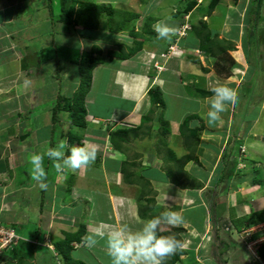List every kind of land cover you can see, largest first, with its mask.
<instances>
[{
  "label": "crops",
  "instance_id": "1",
  "mask_svg": "<svg viewBox=\"0 0 264 264\" xmlns=\"http://www.w3.org/2000/svg\"><path fill=\"white\" fill-rule=\"evenodd\" d=\"M89 1L109 4L114 7L113 4L117 0ZM186 1L120 0L119 2L123 4L122 7H114L115 9L136 12L138 15L126 20L125 29L119 31L110 30L105 22L106 17L102 16L98 27H101L100 24L103 20L107 26L100 28L104 34L102 38H98L101 41H98L97 37L90 39L85 30L79 29L75 32L73 28H70L69 31H65L61 24L60 29L64 35L75 32L76 38L87 37V40H91L92 44L99 47L100 44H117V39L120 43V41H129L128 38L131 37L129 33L124 34L121 40L119 34L122 31H127V27H134L135 30L141 29L148 16L153 17L150 23L151 28L154 23L164 21L177 29L181 22V16L174 12L177 8L184 7ZM252 1L256 3L257 0ZM211 2L212 0H200L185 13L184 17H190L188 19L192 23L204 20L212 33L218 34L217 36L220 38L223 36L227 40H235L237 45H240L244 36L240 32L236 34V31L233 36V28H236L241 22V16L239 17L238 14H241L243 9L239 8L240 4H234L235 6L232 7L226 0H216L214 8L208 12ZM262 4H264V0H261L258 16L255 14L256 11L254 12L255 25L259 22ZM2 11H4V7H0V12ZM47 15H50L49 12ZM262 16L264 18V14ZM9 20L10 18L0 19V24L1 22L8 24L10 23ZM247 30V38L252 41L249 37V32L252 30ZM110 33L114 34V37H107ZM252 34L253 38V31ZM3 35L7 41L5 43L0 42V222L13 226L20 239L12 249L0 254V264H67L55 250L54 242L63 237V231H74L81 223L86 227L85 236L101 229L106 232L110 231L119 224H127L132 230H137L141 226V222L147 220L138 215L136 200L140 194L135 196V194L131 195L124 190L138 187L139 184L141 187L147 184L146 186L149 188L151 186V189L156 191L152 212H161L162 205H166L168 211L182 213L184 218V222L181 224L183 230L181 229V236L178 234L179 232L177 235L182 244L180 248L183 249V253L178 256L174 264H256L253 260L254 254L261 255L258 249L261 245L264 246V219L257 220L260 216H264V152L262 149L264 144V89L262 96L258 98L257 112L252 118H249L247 129L244 128L245 122L242 116L236 123L237 127H234L237 131L236 136H233L232 139L234 144L231 143L227 149L219 152L223 147V142L228 140L227 132L229 130L227 128H229L228 123L232 122H229L232 115L229 118L224 117L226 118L224 128H226L224 131L220 130L221 133H217V136L213 129L207 128V126L203 128L200 136L202 142L199 143L201 147L200 163L189 160L186 164H191V175L193 176L195 173L197 178H194L198 179L197 183L202 182L204 185L190 187L186 184L181 187L167 179L163 164H169V161L163 155L166 150L161 147L159 142L160 132L158 137L155 136L159 129V122L153 118L152 121L145 123V125L151 124L147 134L142 133V130L146 129L143 127L140 130V135L130 137L128 141L123 142L125 147L123 151L113 148L111 152L114 153L110 156L105 155L102 162L98 163V165H102V171L111 176L110 180L113 181V177H120V182L119 185L115 184L118 185V189L114 188V190L106 187L96 189L89 185L85 199L88 206L87 213L83 205L80 208L78 206L73 207V205H63L64 200L70 196L67 188L68 181H70L67 178L68 174L59 181V188L55 189L56 191H51V189H40L39 182L32 177V169L28 172L31 165L28 158L36 150V142L43 140L44 136L41 139L38 138L37 131L35 132L32 128L25 135L26 129L21 127L20 122L14 121L13 117L14 115L19 116L18 111L22 105L20 103L22 99L19 97L20 90L18 89L20 86L16 78L19 77L21 69L29 67V58L24 52L27 47L26 43L22 41L24 44L21 48L19 43L14 40L13 33L9 34L8 30H3L0 32V40ZM114 38L116 42H114ZM170 45L174 48L172 55L166 54L165 51ZM196 46L197 39L189 32L181 37L172 36L170 40L157 37L155 41H144L142 48L131 57L108 59L102 71L100 68L104 66V63L97 64L92 70L90 88L85 96L86 115L115 119L123 127L137 126L141 116L146 114L150 107L147 89L152 85H158L165 101L163 118L168 122L170 129V133L166 137L167 145L172 147L171 149L174 151L179 147L181 149L182 145L179 144L180 136L178 135L179 123L185 115L190 113L202 115V117L199 116L194 120L196 124L202 122L203 117L206 119L208 111L206 98L212 95L204 97L190 95L186 86L210 90L211 81L215 80L217 83L220 81L235 90L239 79L235 67L227 77L210 73L212 67L208 64H202L208 68L206 71L201 70V74L196 73L193 68L194 65L191 64L192 61L188 57H184L186 52L189 55L190 51H198ZM241 46L243 45L241 44ZM249 46L248 54L252 48ZM100 49L104 51L101 47ZM243 53L242 48L237 51L236 64L242 62ZM208 57L206 56V59L210 61ZM247 62H249L248 58L246 59ZM156 65L160 68H157ZM238 67L237 65L236 68ZM99 69L98 76L102 77L100 80L96 77V70ZM96 79L98 81L97 87L103 94L107 95V99L104 101L99 102L96 95H92ZM254 80L252 82H256V78ZM263 80L264 77L260 79L259 84H256L261 87L264 84ZM247 85L248 79L238 85L241 87L240 94L242 88ZM11 88L12 93L10 94L9 89ZM13 90H15L14 93ZM245 92V95L243 92L242 96L248 97L247 94H250V91L249 93L248 91ZM166 97L171 100V109L170 107L169 109L172 113L170 114H167L168 102H166ZM193 100L197 103L196 108L187 110L186 104ZM244 100L246 101V99ZM183 109L186 110V113L181 115ZM159 110L160 108L155 111V114ZM8 111H10L11 117L7 118L5 113ZM222 120L223 116H221L220 121L215 123V126L223 124ZM111 125L112 121H109L108 126ZM102 126L100 123L93 127L90 125L89 133L82 138L84 143H91L95 149L100 151H104L106 146L107 137L105 139L103 135L109 134ZM239 132L243 136L241 139L238 136ZM22 135L24 136L21 137ZM108 139L110 141V137ZM26 140L27 144H24L22 141L25 142ZM170 142L175 145L172 146ZM212 143H215L214 148ZM240 144L245 147L244 158L246 159L242 161L244 164H240L238 160L239 155H241ZM157 147L160 154L157 153ZM208 150L211 154L206 161L208 166H205L207 158L205 154ZM258 157L263 159L260 161ZM123 161L131 162L129 166L127 164L125 167L133 173L132 178L135 181L132 183H126L122 179L120 168ZM184 169L186 170L185 167ZM217 169L220 172L215 174ZM186 171L188 176L192 177L189 175V170ZM82 174L76 175L75 178L70 176L71 180L75 179V181L73 180L75 186L70 185L74 188L72 192L77 191V194L81 191L82 186L78 184L83 183ZM87 180L93 182L95 179ZM147 180L149 183H146ZM45 182L47 183V181ZM200 186L209 188L210 196L207 195L203 198V195L198 191L202 188ZM221 198H224L223 201L219 200ZM101 203L106 208L104 214L100 213ZM133 209L135 216L132 214ZM83 212L87 213L84 220L82 219ZM122 216L123 218L119 220L120 222L122 220V223L116 224L118 217ZM252 218L256 219V222H250ZM175 226L179 227L178 225ZM170 227V224L165 226V228ZM80 242V245L73 247L71 254L78 247L85 248L77 256L72 254L73 258L87 264H111L104 240L98 238L97 244L92 248L82 244L83 240ZM256 244H258L257 248ZM262 258L264 259V257Z\"/></svg>",
  "mask_w": 264,
  "mask_h": 264
},
{
  "label": "rangeland",
  "instance_id": "2",
  "mask_svg": "<svg viewBox=\"0 0 264 264\" xmlns=\"http://www.w3.org/2000/svg\"><path fill=\"white\" fill-rule=\"evenodd\" d=\"M47 1L48 0H0V7H4V11L0 12V19L3 20L4 18L5 19L10 18V20H9L10 23H8V24L1 22L0 32H3V30H8L9 34L13 33L14 40L19 43V46L21 48L23 47V44L26 43L27 48L24 49V52L27 55V57L29 58V61H28L29 67L25 68V69H21L20 73H19V77L16 78V80H17V82H19V86H20V87H18V89L20 90V94H19L20 96L19 97H20V99H22V102H20L22 105L20 104L21 108L18 111L19 116L16 117L14 115L13 118H14V121H17L18 123L20 122L21 127H24L26 130L32 128L35 132L37 131L38 138L41 139V137L44 136L43 140H38L36 142V147H35L36 150L35 151H40V152H43L49 146V139L48 138L50 137V134H49L50 131L49 130L51 129V127H50V124H51L50 123V115H51V107L55 101V96H56L57 92L63 93L66 96L72 95L73 91L76 89V86L78 84V72L76 69L77 61L87 60V56H88L89 49H90L89 47L93 43L91 40L90 41L87 40L88 39L87 37L76 38V36H77L75 33L76 30H78V31H79V29L85 30L86 35H88L90 39L95 38V37H97V39H98L99 37L102 38L104 36V34L100 28L107 26L105 24L106 21L104 22V20H103L100 24L101 25L100 28L98 27V29H96V30L95 29H88L87 27L82 26L83 24H82L81 18L78 17L77 15L76 16L74 15L71 28H73L75 32L64 35V33L61 32V29H60L61 23L55 20V16L59 12V6H60L61 0H50V5L52 8V16L47 15V12H49V9L47 7ZM119 1L120 0H117L116 3L113 4L114 7H117V8L122 7L123 4H121V2H119ZM226 1L230 5H232V7L235 6L234 4H237V5L240 4L239 8L243 9L242 13L238 14L239 17L241 16V22H239L240 24H238V26H236V28L235 27L233 28V36L235 35V31H236V34L238 32H240L242 34V36H244V39L241 42V44L243 46H241V44L237 45L238 43H236L235 40L234 41H232L230 39L227 40V38L225 39V37H223V36L221 37L227 41V43H224V44H225V46H227V45L229 46V48L227 49V52L233 58L234 62H235L237 51L240 48H242L244 50V53H243L244 61L242 59V62H239V64H236V62H235L233 64V66L231 67V72H232L233 68L235 67L236 75H237V77H239L238 83H237L236 88H235L237 96H239V94H240L239 91L241 89V87L238 85H240L242 81H246L247 79H248V85L244 86L242 88L241 94H240L241 98L239 97L237 99L236 104L234 106L228 107L227 110L221 114V116H223V120H222L223 124H219V125L215 126V123H214L212 126H209L207 123V119H205V117L202 118L203 128H205V126H207V128L213 129V132L217 136V133H221L220 130L224 131V129L226 128V127L224 128V125L226 122V118H224V117L227 116V118H229L232 115L230 117V121H229V122H231V121L232 122L228 123L229 128H227L229 130L227 132V134L229 135L228 140L226 139L223 142V144H222L223 147L219 152H222L224 149H227L229 147V145L231 146V143H233L232 142L233 136H236V134H237L236 133L237 131H236V129H234V127H237L236 123L238 122V119L242 116H243V120L245 122L244 128H245V130L247 129L249 118H252L257 112L258 98L262 96V91L264 89V87H263L264 84H262L261 87H259L257 85L262 81V80L260 81V79L264 77V18L262 16L264 14V4H262V7L260 9L259 22H258V24L255 25L254 20H253V16H254V12H255L256 3H254V1H252V0H226ZM78 6L79 5L75 2L74 9L77 10ZM213 8H214V6L211 7L210 9H208V12L211 11ZM103 16L105 17V15H103ZM188 18H190V17H186L187 22L192 23ZM251 18H252V21H251ZM50 19L52 22L49 21ZM50 27H51V29H50ZM125 27H126V25H125ZM124 29H122V30H124ZM128 29H129V27L126 28L127 31H128ZM247 29H251L254 32V36L252 38V41L248 40V38H247V35H246L248 33ZM127 31H122L121 34H119L121 40L124 37V34L129 33ZM138 31L140 32L141 29L139 28ZM4 34H5V32H4ZM176 36L180 37L178 33L176 34ZM107 37L112 38V37H114V34L110 33V35ZM218 38H220V37L218 36ZM128 39H129V41H126V43L131 42V37ZM6 41H7V38H5V35H3V38L0 40V42L5 43ZM98 41H101V40L98 39ZM117 41H118L117 44H113V43H111L109 45L108 44L107 45L100 44V47L102 49H104V51H101V54L102 55L105 54L107 49H116V47L120 44L119 39H117ZM114 42H116L115 38H114ZM120 42H122V41H120ZM236 45H237V47H236ZM248 45L252 46L249 54H248ZM168 53H169V55H172V54H174V51H171L169 49V51L166 54H168ZM187 54L188 53L186 52L184 57H188V59H190L192 61L191 64L194 65L193 68H194V71L196 73L198 72L201 74V72H202L201 70L206 71L208 69V68H203L202 64H206V65L208 64V66L212 67L211 63L213 61V58L208 57V58H210V61H208L206 59L205 54L202 51H200L199 49H198V51H194V52L190 51L189 55H187ZM180 55L183 56V54H180ZM55 57L59 58V64L62 68L61 71L59 72L60 80L57 77L58 71L56 70V64L54 62ZM104 57H105V59L103 61L104 66H101V68H100L101 71L104 70V67L107 64V60H108V58L106 56H104ZM247 58H248L249 62L246 63ZM239 59H240V57H239ZM201 60H203V63H201ZM26 62H27V59H26ZM237 65L240 68L239 67L236 68ZM189 68H191V67H189ZM100 69L96 70V77L98 78V80H100L102 78L101 76H98ZM191 70L193 71L192 68H191ZM210 73L218 75L215 72V70L213 69V67H212V70H210ZM254 78H256V82H252L254 80ZM211 82H212V86L217 83L215 80H212ZM97 83H98V81L96 79L95 80V87L92 90V93H93L92 95H96L97 100L99 102L104 101L105 99H107V95L103 94V92L97 87ZM218 83H221V82L219 81ZM263 83H264V80H263ZM245 91H248V93L250 91V94H247V95H249L248 97L242 96L243 92L245 95V93H246ZM14 92H15V90H13V93ZM9 93L10 94L12 93V88L9 89ZM244 99H246V101ZM247 101H250V102L248 103ZM166 102H168V104H167V106H168L167 112L168 113L167 114H170V113H172V111H170L171 100L168 99V97H166ZM196 104H197L196 101L193 100L190 103L186 104L185 108L187 110L188 109L193 110L196 108ZM169 107H170V109H169ZM181 111H182L181 115L186 113L185 112L186 110H184V109ZM9 112L10 111L5 113V116L7 118L11 117V113H9ZM59 116L61 118L62 125H60L57 130L59 131V130L63 129L64 131L65 130L66 131H65V135L63 137H60L58 135L57 142L55 143V145L53 147H55L61 141H66L67 145H69V142H68L69 141V138H68L69 132H71L72 134L74 133L76 135H79L81 137V141H82V138H84V136H86L89 133L90 125L93 127L94 125H97L99 123L102 124L103 129L104 130L106 129L105 131H107V133H109L108 135L107 134L103 135V136H105V139H106V137H107V139L110 137L111 131L118 129L121 126L123 127V125H121L120 122H118V120H115V119L111 120L110 118L99 117V116L93 117V116H89V115H85V122H86L85 126L79 127V126H74L70 122H68L69 112L61 111ZM199 116L202 117L201 114ZM109 121H112V125L110 127L108 126ZM194 124H196V123H194ZM243 125H244V123H243ZM49 127H50V129H49ZM203 128L201 129V131L198 132L199 133V141L196 144V146L199 147L200 149H198V151L194 152V154L197 155V158H198V162L193 161L195 163H200L199 153H200L201 147L199 146V143L202 142L200 136L202 134ZM105 131H104V133H105ZM158 133H159V129H158V132L156 133L155 136L158 137L159 136ZM178 135L180 136L179 144L182 146H181V149L179 147L174 152L176 153L177 156H180V155H182V152L185 149H183L184 147H183L181 135L179 133H178ZM31 136H33V135L31 134ZM238 136L240 137V139L243 138V136H241L240 132H239ZM107 139L105 142V145H106L105 150L106 151L105 150L100 151V150L96 149L97 154H96L95 160L92 161L89 165L82 166L81 168L76 169V170L65 168L61 172H57L52 161L49 160L47 157H45L44 167H45V170L47 173L45 181H47V184H48L47 189H51V191L59 188V186H60L59 181H61L64 177H66L67 174H68L67 178H69L70 182H72V184H70V185L75 186V182L73 183V180L75 181V179L71 180L69 175L71 174L70 176L75 178L76 175L80 176L83 173L82 174L83 183L81 182L78 184L79 186H82L80 188L81 191H79L80 194L79 193L77 194V191L72 192L74 190V188H72L73 186L69 185L68 191H69L70 196L64 200V203H63L64 206L65 205H69V206L73 205V207L78 206V208H80V206L83 205L84 210L87 211L88 206H87V202L85 201V199H86V195H87L86 190L89 189L88 188V187H90L89 185H91L92 187H95L96 189L97 188L98 189L103 188V187L110 188L113 190H114V188L118 189L117 186L119 185L118 183L120 182V177L119 178L113 177V181L110 180L111 176H108L105 172L102 171V165L101 164L98 165V163L102 162V159H104L105 155L110 156L114 153V152H111V149H113L111 141H109V139L108 140ZM22 142L24 144L25 143L27 144V140L25 142L24 141H22ZM83 143L84 142L82 141V144ZM203 143H205V142L203 141ZM166 144H167V141H166ZM170 144L172 146L175 145L173 142H170ZM201 145H202V143H201ZM240 145L243 146L242 144H240ZM240 145H239V148L241 150V155H239L238 160L240 161V164H244L242 161L244 159H246V158H244L245 150L242 149ZM161 147L163 149H166V147L164 145H162ZM167 147L172 148V147H169L168 145H167ZM212 147L213 148L215 147V143L214 144L212 143ZM158 149L159 148L157 147V153L160 154V151ZM262 149L264 152V144H263ZM131 150H133V149H131ZM185 151L183 153H185ZM104 152H105V154H104ZM109 153H111V154H109ZM210 154L211 153L209 150L205 154V157L207 156V158L205 160V166H208V162H206V161H207L208 157L210 156ZM163 155H164V157H166V155H167L166 152ZM215 156H214V158H215ZM259 159L261 161L263 158L261 157ZM225 161H226V159H225ZM202 164H204L203 161H202ZM169 165H170V163L169 164L164 163L163 168L164 167L167 168ZM183 167H185L186 170H189V172H190L189 175L192 176L191 175L192 174L191 164L185 163V165ZM31 169H32V166L30 165V169H28V172H30ZM219 172L220 171H218V169H217L215 174L216 173L218 174ZM186 176H188V174ZM194 177L197 178L195 173L192 177L188 176V177H185L184 179L182 178L183 184H187L190 187L191 186L194 187L197 185H204V183H202V182L197 183L198 179H195ZM87 179H95V180L93 182H91V180L89 181ZM115 184H118V185H115ZM146 185L147 184H145L144 187H141L139 184L138 187L126 189L124 191H126L127 193H129L131 195L135 194V196H137L142 191H144V192H146L144 195H146L147 197L153 196L155 198L156 191L153 188L151 189V186L149 188ZM216 187H218V185H216ZM200 188L201 189H199L198 191L200 194L203 195V198H205L207 195L210 196L211 193H208L209 188L206 189L203 186H200ZM83 194H84V196H81ZM72 195H74V196L72 197ZM223 199L224 198H221L219 200L223 201ZM104 206L105 205L103 203H101V205H100V210H101L100 213L101 214H104L106 212V208ZM136 206H137V204H136ZM134 209L132 211L133 216H135ZM161 211L162 212L168 211L166 205L165 206L162 205ZM87 213H88V211H87ZM87 213L86 212L84 213V215L82 217L83 220L87 216ZM179 213L182 214L181 212H179ZM121 218H123V216L118 217V220L115 223L116 224L122 223V220H121V222L119 221ZM163 224L169 225L165 222H163ZM170 226H171V228L177 227L175 225H170ZM178 226L181 229L183 228L181 224H179ZM181 229L178 231L179 232L178 234L180 236L182 234L181 231L183 230V229L182 230ZM169 235L174 236V230L173 229H171V232L169 233ZM84 236H85V234L83 235V237ZM165 236H168V234H166ZM83 237H82V240H83ZM80 244H81V242L80 243L79 242H72L73 247L78 246ZM82 244H84V243L82 242ZM262 246L263 245L260 246L258 251H260ZM84 248L78 247L77 249H75L74 252L72 253L73 256L74 255L77 256L81 250H84ZM8 250H10V249H8ZM8 250L3 251L0 254L7 252ZM249 255H250V253H249ZM253 260L255 261L256 264H260L259 259L256 258ZM83 264H87V263L84 262Z\"/></svg>",
  "mask_w": 264,
  "mask_h": 264
},
{
  "label": "trees",
  "instance_id": "3",
  "mask_svg": "<svg viewBox=\"0 0 264 264\" xmlns=\"http://www.w3.org/2000/svg\"><path fill=\"white\" fill-rule=\"evenodd\" d=\"M75 2L79 5L77 10L74 9ZM196 3L197 0H187L184 7L177 8L175 10L174 13L176 15L181 16V22L179 26L187 22L186 17H184V15ZM215 3L216 0H212L211 4H209V9L213 7ZM260 5L261 0H257L255 6L256 16H258V9ZM47 7L49 9V14L52 16L50 0L47 1ZM74 15L80 17L83 26L90 29L97 28L100 18L105 15L108 28L112 31H119L125 28L126 20L135 18L138 14L136 12H130L126 10H117L109 4L95 3L89 0H61L59 12L55 16V20L61 23L63 30L69 31L73 23ZM152 20L153 17L148 16L145 22L143 23L140 32L137 29L135 30L134 27H129L128 32L131 36V42H120L116 49H107V51L103 55L106 56L108 59H126L137 53L142 48L144 41H155V39L157 38V34L151 28L150 23ZM189 26L190 28L186 30V33H191L192 36L197 39L196 47L200 51H202L205 56L213 58L212 67L215 72L223 77L229 76L231 74V67L235 62L227 52L229 46H225L224 44L227 43V41L223 38H218L217 34L212 33L204 20H199L197 23H189ZM176 34L174 35V37H176ZM252 35V31H250L249 37L251 39ZM103 55L101 54L100 47L96 44H92L89 49L87 60L77 61L76 69L78 72V84L76 86V89L73 91L72 95L66 96L63 93L57 92L55 96V101L51 107V129L48 147H53L55 145V143L57 142L58 135L60 137H63L65 135L66 130H57L58 127L62 125V121L59 116L61 111L69 112L68 122H70L72 125L79 127L85 126V115L87 113V109L85 106V96L90 88L92 70L97 64L104 61L105 57ZM54 62L56 64V70L58 71L57 77L60 80L59 72L62 68L59 64V58L55 57ZM202 67L206 68L204 66ZM186 89L190 95H195L199 97H204L206 95L212 94L211 91L208 89L205 90L203 88L197 87L193 88L189 85L186 86ZM147 95L149 97L150 107L147 113L141 116L139 125L134 127H120L116 130L111 131L110 141L112 147L119 151H123L125 149V147L123 146V142L128 141L130 137H136L140 135V130H142L143 127H145L146 129L142 130V133L147 134L151 128V124L145 125V123L152 121L153 118H156L159 122V132L161 134L159 142L161 143V145H164L166 147V160L170 163V165L165 168V174L170 182L183 187L186 184H183V180L180 178L187 177V171L184 169L183 166L189 160L198 162L197 155H195L194 152L200 149L196 146V144L199 141L198 132L201 131V129L203 128V124L202 122L194 124V120L199 118L196 113H190L183 117V119L179 123V134L181 135L183 147L186 151L182 155L177 156L174 150L168 148L166 144V136L170 133V129L168 122L163 118V109L165 108V101L163 99V94L160 87L158 85L150 86L147 89ZM158 108H160V110L157 114H155V111ZM29 131L30 129L26 130L25 135H27ZM23 136L24 135H22L21 137ZM68 138V146L82 144L81 137L79 135H76L74 133L72 134L71 132H69ZM67 151L68 150L66 148L65 154H67ZM130 163L123 161L122 166L120 168V172L123 176L122 179L126 183H132L135 181L132 178L133 173L125 167L127 164L129 166ZM132 164L134 163L132 162ZM146 183H149L148 180L146 181ZM67 185L69 187L70 181H68ZM145 193L146 192L142 191L140 195H138L136 200L138 215L141 218L146 219L162 216V214L164 213L162 211L152 212V208L154 205V197H147L146 195H144ZM262 219H264V216H260L259 218H257V220ZM250 222H256V219L252 218ZM165 226L166 225L163 224L162 220L158 229L159 234L169 235L171 229H173L175 238L180 241L177 233L181 228H165ZM85 232L86 227L83 223H81L79 227L74 231H63V237L60 240L54 242L55 250L57 251V253H59L62 259L67 262V264L84 263L79 259L73 258L71 251L73 250L72 242H80ZM259 252L261 256L264 257V246L261 247ZM181 253H183V249L179 248L175 253L166 257L163 261V264H174V262L178 259V256Z\"/></svg>",
  "mask_w": 264,
  "mask_h": 264
},
{
  "label": "clouds",
  "instance_id": "4",
  "mask_svg": "<svg viewBox=\"0 0 264 264\" xmlns=\"http://www.w3.org/2000/svg\"><path fill=\"white\" fill-rule=\"evenodd\" d=\"M152 28L160 39L170 40L176 34V29L164 21L154 23ZM210 91L212 95L206 98L208 106L206 119L208 125L212 126L220 121L221 114L228 107L236 104L237 95L224 83L214 84ZM45 157L52 161L57 172L65 168L76 170L95 160L96 149L91 143L68 146L66 141H61L55 147H47L43 152H33L28 158L32 166V177L39 182V188L42 190L48 187L45 182L47 175L44 167ZM162 220L170 225L184 222L179 212L169 210L160 217L142 221L137 230H132L127 224H119L110 231L101 229L86 235L83 243L86 247L92 248L97 244L98 238L104 240L111 264H163L164 259L175 253L182 244L175 236L159 234L158 229Z\"/></svg>",
  "mask_w": 264,
  "mask_h": 264
},
{
  "label": "built area",
  "instance_id": "5",
  "mask_svg": "<svg viewBox=\"0 0 264 264\" xmlns=\"http://www.w3.org/2000/svg\"><path fill=\"white\" fill-rule=\"evenodd\" d=\"M200 0H197L199 2ZM189 23H183L179 26V28L176 29V33L179 34V36H183L186 34V30L189 29ZM174 51V48L172 45L169 46V48L166 50V53L169 51ZM169 54V53H168ZM157 68H160V66L156 65ZM242 149H244L243 146H241ZM248 235V233H247ZM20 239L19 235L15 231L14 227L0 222V253L3 251H6L8 249H12L18 240ZM258 247V244H256V248ZM255 255V258L260 260V264H264V259H262L259 255Z\"/></svg>",
  "mask_w": 264,
  "mask_h": 264
}]
</instances>
